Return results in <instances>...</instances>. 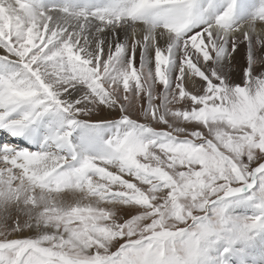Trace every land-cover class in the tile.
I'll list each match as a JSON object with an SVG mask.
<instances>
[{"label":"snow or ice","instance_id":"1","mask_svg":"<svg viewBox=\"0 0 264 264\" xmlns=\"http://www.w3.org/2000/svg\"><path fill=\"white\" fill-rule=\"evenodd\" d=\"M0 133V264H264V0H0Z\"/></svg>","mask_w":264,"mask_h":264},{"label":"bare ground","instance_id":"2","mask_svg":"<svg viewBox=\"0 0 264 264\" xmlns=\"http://www.w3.org/2000/svg\"><path fill=\"white\" fill-rule=\"evenodd\" d=\"M234 63L235 64H240V66H241L243 64V60L241 59V57L238 56ZM236 70H238L237 72H238V74H240L239 69H236ZM237 72H235V73H237ZM4 139H7L6 134L0 133V140H4ZM13 142H15V141H13Z\"/></svg>","mask_w":264,"mask_h":264},{"label":"rangeland","instance_id":"3","mask_svg":"<svg viewBox=\"0 0 264 264\" xmlns=\"http://www.w3.org/2000/svg\"><path fill=\"white\" fill-rule=\"evenodd\" d=\"M235 65H236V67H235L234 71L237 72L238 70H236V69L240 68V64H235ZM239 76H240V74H238V72L235 73V78L237 79V81L239 80Z\"/></svg>","mask_w":264,"mask_h":264}]
</instances>
